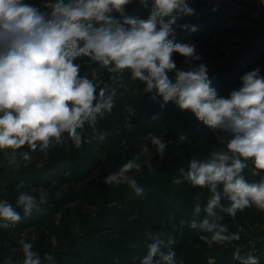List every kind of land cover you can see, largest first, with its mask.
Listing matches in <instances>:
<instances>
[{
  "label": "clouds",
  "instance_id": "obj_1",
  "mask_svg": "<svg viewBox=\"0 0 264 264\" xmlns=\"http://www.w3.org/2000/svg\"><path fill=\"white\" fill-rule=\"evenodd\" d=\"M131 3L133 0H51L42 12L26 0H0V152L15 163L18 155L24 161L32 159L28 152L19 151L22 148L46 154L54 145L65 143V134L77 148L92 139L104 140L103 134L95 135L96 125L98 118L114 109L117 89L104 83L100 69L110 74L112 84L125 90L127 72L130 81L142 82L145 93L154 94L153 100L160 96L165 104L173 102L218 133L217 144L223 147L203 159H189L173 183L187 181L208 191L203 209L199 202L193 209L194 216L203 210V219L191 220L188 227L206 233L199 239L209 247L232 245L241 239L244 229L230 232L224 214L235 220L237 212L245 209L264 212V175L250 182L243 174L249 164L257 173H264V76L259 69L247 72L241 77V87L229 98L218 96L207 66H192V61L201 59L196 46L169 39L178 16L194 14L187 0H139L145 7L151 5L147 19L128 16ZM181 28L197 30L188 24ZM174 53L185 58L187 69L177 67ZM81 57L98 65L91 69V78L81 75L77 63ZM86 125L93 133L87 140ZM144 139L163 158L167 144L161 136L149 132ZM152 159L146 143L118 170L110 171L104 183L128 185L142 195L143 188L129 173L140 171L144 164L149 172L154 171ZM23 188V183L17 185L15 206L0 199V228L14 229L48 202L42 188L38 198ZM225 199L227 206L222 203ZM180 223L183 226L185 221ZM145 235L150 243L140 264H182L171 247L174 237ZM19 245L23 254L19 264H55L53 254L41 256L25 239ZM233 255L240 264H259L253 254L241 256L239 248ZM4 264H13L11 255Z\"/></svg>",
  "mask_w": 264,
  "mask_h": 264
},
{
  "label": "rangeland",
  "instance_id": "obj_2",
  "mask_svg": "<svg viewBox=\"0 0 264 264\" xmlns=\"http://www.w3.org/2000/svg\"><path fill=\"white\" fill-rule=\"evenodd\" d=\"M26 2L43 12L47 11L45 5L51 0ZM187 3L194 14L179 15L169 39L196 46L201 59L192 61V66L200 63L207 66L208 77L218 96L229 98L232 91L241 87V77L247 72L259 69L264 76V0H187ZM150 7V4L145 7L139 0H133L126 13L147 19ZM184 24L195 26L197 30H184L181 28ZM173 59L178 68H188L183 56L174 53ZM77 63L81 64V75L89 78L91 69L98 67L87 57H81ZM100 72L104 83L117 89L114 109L98 118L96 125L95 135L103 134L104 140L92 139L77 148L65 134V143L54 145L46 154L22 148L19 151L28 152L32 159L24 161L18 155L15 163H10L0 152V199H7L15 206L20 183L24 184L22 191L37 198L41 188L48 194V202L41 205L39 211L34 210L31 216L24 217L14 229L0 228V264H4L9 255L13 264L22 261L21 238L32 243L33 250L41 256L53 254L55 264H115L113 250L121 252L124 247L134 251L130 257L134 264H140L147 252L149 240L145 234L148 232L174 237L171 247L182 264H203V261L216 264L219 253L225 249L232 252L222 253L224 258L217 264H240L233 255L237 248L241 256L253 254L259 264H264V212L245 209L237 212L235 220L224 214L223 222L228 224L230 232L237 231L238 227L244 229L241 239L227 246L209 247L199 239L206 233L181 226L179 210L183 204L177 206L176 200L199 202L203 209L209 193L187 181L174 184L173 179L192 157L203 159L214 149L223 147L217 144L218 133L198 121L191 112L181 111L173 102L165 104L160 96L153 100L154 94L145 93L142 82L130 81L127 72L124 74L127 90L112 84L110 74L103 69ZM149 132L166 142L163 158L156 154L150 141L144 139ZM92 135L86 125L85 139ZM181 136L186 139L182 141ZM146 143L153 157L154 171L149 172L144 164L140 171L129 173L143 188L142 195H136L128 185L104 183L110 171L118 170ZM243 174L250 182L264 175L250 164ZM222 203L227 206L229 202L225 199ZM17 211L23 217V210L18 208ZM204 215L202 210L196 219L201 220ZM192 237L195 241L186 244Z\"/></svg>",
  "mask_w": 264,
  "mask_h": 264
},
{
  "label": "trees",
  "instance_id": "obj_3",
  "mask_svg": "<svg viewBox=\"0 0 264 264\" xmlns=\"http://www.w3.org/2000/svg\"><path fill=\"white\" fill-rule=\"evenodd\" d=\"M181 185V184H180ZM176 195H180L181 193H177L175 192ZM176 199V198H175ZM173 199V201L175 200ZM180 200V199H179ZM178 203L176 204L177 206H180V203L183 204V207L181 210H179V213H180V221L183 220L185 221L184 225L186 227H188V224L191 220L193 219H196L197 216H194L193 215V209H194V205L195 203H192V201L190 200H187V199H183L181 201H178L176 200ZM179 204V205H178ZM182 211V212H181ZM189 228V227H188ZM195 237H192L190 241H187L186 244H191L193 243V241H195L194 239ZM150 243V241H149ZM90 250H88L87 252H89ZM227 251V254L230 252L229 249H225V250H222V252L219 253L218 255V258L216 259V264L219 263V261H222L223 260V256H222V253L226 252ZM134 252L130 247H124V249H122V251H118L117 249L113 250L112 252V257H113V260L112 262H115V264H126L125 262H127L128 264H134V260L131 259L130 257V253ZM232 252V251H231ZM230 252V253H231ZM203 264L204 261L202 262ZM195 264V263H194ZM215 264V263H214Z\"/></svg>",
  "mask_w": 264,
  "mask_h": 264
}]
</instances>
